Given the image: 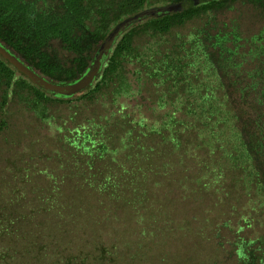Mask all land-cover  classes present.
<instances>
[{
  "label": "trees",
  "instance_id": "1",
  "mask_svg": "<svg viewBox=\"0 0 264 264\" xmlns=\"http://www.w3.org/2000/svg\"><path fill=\"white\" fill-rule=\"evenodd\" d=\"M173 4L183 7L145 16L102 53L124 20ZM246 6L255 11L248 21L263 22L257 33L247 31ZM0 44L61 85L79 80L103 54L93 84L64 96L37 85L0 53V131L14 106L44 121L64 106L73 126L70 136H58L72 151L68 159L82 157L92 170L97 160L110 167L99 188L111 196L122 182L137 193L146 181L136 172L143 164L155 170L157 183H178L173 174H184V157L196 149L206 168L201 177L211 181L205 187L227 179L231 193L253 192L264 204V0H0ZM133 98L165 110L161 122L132 117ZM238 242L242 264H264L250 249L253 240Z\"/></svg>",
  "mask_w": 264,
  "mask_h": 264
},
{
  "label": "rangeland",
  "instance_id": "2",
  "mask_svg": "<svg viewBox=\"0 0 264 264\" xmlns=\"http://www.w3.org/2000/svg\"><path fill=\"white\" fill-rule=\"evenodd\" d=\"M243 13L248 21L255 11L246 6ZM262 23L257 16L249 19L248 33H257ZM136 100L127 109L136 112L132 117L161 122L165 110ZM70 114L63 106L44 121L14 106L3 117L8 124L0 131V264H242L241 240H253L250 249L264 259V204L258 195L231 193L227 179L205 187L209 181L200 172L206 168L195 149L184 157V174H173L178 183H157L155 170L143 164L136 170L146 178L140 190L134 193L136 187L122 182L111 196L99 188L103 162L97 160L92 170L82 157L68 159L72 151L58 135H71Z\"/></svg>",
  "mask_w": 264,
  "mask_h": 264
},
{
  "label": "water",
  "instance_id": "3",
  "mask_svg": "<svg viewBox=\"0 0 264 264\" xmlns=\"http://www.w3.org/2000/svg\"><path fill=\"white\" fill-rule=\"evenodd\" d=\"M198 1L199 0H197V2ZM182 7H183L182 4L166 5V6L156 8V9L143 11L142 13H139L138 15H136L134 17H130V18L124 20L122 23H120L114 29L112 34L107 38L106 42L103 44L102 53L108 55L110 49L114 46V42H115L116 38L119 36V34L123 30H125L127 27H129L130 25H132L138 21H141V19H143L145 16H151V15L158 14V13L165 12V11H169V12H171L173 10L177 11L178 9L181 10ZM0 53L5 58L9 59L16 67H18V69L21 72L28 75L37 85L46 89L47 91H52L56 94L64 95V96L75 95V94L89 88L93 84L95 77L97 76L98 71L101 67L100 59L103 56V54L101 53L99 55L96 63H94V65L91 67V69L83 77H81L79 80H77L74 83L61 85V84L54 83V82L42 77L39 73L35 72L30 67L25 65L21 60L17 59L16 56L12 55L11 52L6 47H4L2 44H0Z\"/></svg>",
  "mask_w": 264,
  "mask_h": 264
}]
</instances>
